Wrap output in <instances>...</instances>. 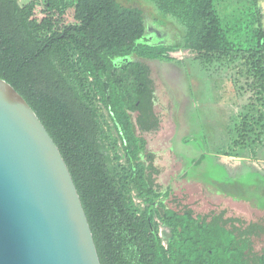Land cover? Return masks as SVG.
<instances>
[{
	"label": "trees",
	"instance_id": "obj_1",
	"mask_svg": "<svg viewBox=\"0 0 264 264\" xmlns=\"http://www.w3.org/2000/svg\"><path fill=\"white\" fill-rule=\"evenodd\" d=\"M154 2L187 25L186 48L197 51L202 62L231 55L234 47L210 0ZM258 45L251 66L262 96L264 30ZM178 49L151 43L143 11L117 0H31L24 6L0 0V77L29 102L58 145L101 263L264 264V249L254 250L255 239L264 235V217L247 221L226 209L197 214L190 206L169 207L163 200L169 191L157 182L156 155L134 133L132 113L141 132L157 131L161 119L154 110L150 68L133 57L173 60ZM99 105L122 142L128 182L108 148ZM243 123L244 139L252 133L260 137L264 111ZM132 191L147 204L144 209L135 207ZM156 220L170 230L166 243Z\"/></svg>",
	"mask_w": 264,
	"mask_h": 264
},
{
	"label": "rangeland",
	"instance_id": "obj_2",
	"mask_svg": "<svg viewBox=\"0 0 264 264\" xmlns=\"http://www.w3.org/2000/svg\"><path fill=\"white\" fill-rule=\"evenodd\" d=\"M30 1L19 3L24 6ZM117 1L143 11L151 43L179 48L171 53L173 60L133 57L149 66L154 82V110L161 119L160 128L141 132L136 113H132V121L136 137L146 139V151L156 155L157 182L162 191H169L163 200L175 209L190 206L197 214L226 209L228 215L247 221L263 218L264 165L260 161L264 160V133L260 137L252 133L249 140L241 132H245L243 122L264 111V95L259 96V80L251 66L264 30V0H210L234 47L230 56L211 62H202L197 51L186 48L187 25L163 13L154 0ZM99 111L108 148L118 159L119 176L128 182L122 142L117 140L107 111L101 105ZM203 154L206 158L196 165L194 161ZM132 198L138 209L147 206L135 191ZM155 223L166 243L169 228L159 220ZM263 249L264 235L254 242L256 252Z\"/></svg>",
	"mask_w": 264,
	"mask_h": 264
},
{
	"label": "water",
	"instance_id": "obj_3",
	"mask_svg": "<svg viewBox=\"0 0 264 264\" xmlns=\"http://www.w3.org/2000/svg\"><path fill=\"white\" fill-rule=\"evenodd\" d=\"M0 264H102L58 145L29 102L2 77Z\"/></svg>",
	"mask_w": 264,
	"mask_h": 264
},
{
	"label": "crops",
	"instance_id": "obj_4",
	"mask_svg": "<svg viewBox=\"0 0 264 264\" xmlns=\"http://www.w3.org/2000/svg\"><path fill=\"white\" fill-rule=\"evenodd\" d=\"M260 163H262V164L264 165V160H261V161H260ZM218 164H219V163H218ZM218 164H217V165H218ZM219 165H220V164H219ZM219 165H218V167H220V166H221V165H220V166H219ZM258 165H259V164H258ZM261 170H263V169L261 168ZM261 170H260V172H262ZM263 172H264V171H263ZM261 191L264 193V185H263V188L261 187ZM259 197H260V196H259ZM260 199H262V200H263L262 196H261V198H260ZM263 205H264V204H263Z\"/></svg>",
	"mask_w": 264,
	"mask_h": 264
}]
</instances>
